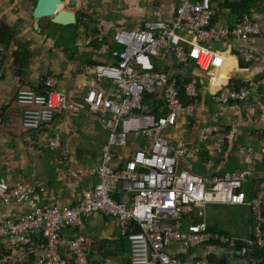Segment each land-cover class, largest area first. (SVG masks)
<instances>
[{
	"label": "crops",
	"instance_id": "obj_1",
	"mask_svg": "<svg viewBox=\"0 0 264 264\" xmlns=\"http://www.w3.org/2000/svg\"><path fill=\"white\" fill-rule=\"evenodd\" d=\"M177 4L178 0H62V8L74 13L75 25L74 9L83 10L95 22L96 28L92 26L87 31L98 32L104 40L89 44L78 42L75 25L61 27L49 23L40 28L39 20L33 17L36 0H0V26L9 28L10 34L8 42H0V180L8 186L21 184L41 190L38 199L42 205L71 206L81 191L92 187L108 129L102 117L91 112L85 102L86 89L96 86L112 92L113 85L101 78L97 70L116 63L111 55L120 50L112 41L115 30L133 29L146 20L173 22ZM236 5L213 0L215 17L211 26L229 27L237 22L241 14L234 12ZM244 15L261 23L260 35L206 46L210 54L222 59L219 67H207L209 54L186 67L173 56L154 62L158 71L174 81H196V97L191 101L194 116L178 119L165 135L171 144H184L189 150V161L182 162L180 168L204 177L222 176L237 169L259 172L264 167L258 143L264 136V0H253ZM179 35L186 41L194 40V35L186 30ZM183 46L187 49L185 43ZM242 46L251 49L257 58L246 69L234 53L235 48ZM49 77L58 78V90L78 109L56 115L38 131H25L21 127L22 107L15 101L16 91L41 90ZM250 79L259 81L261 89L246 101L226 105L213 101L223 85ZM149 105L156 113H162L160 97ZM207 125H218L220 130L200 138L201 129ZM52 136H59L61 145L49 151L45 144ZM147 149L145 138L130 135L126 145L115 151L114 163L122 166L135 151ZM59 164L64 167L62 171ZM261 186L259 178L246 182L240 191L242 199L252 200ZM26 210L25 205L0 203V223ZM262 215L264 218V205ZM205 222L212 231L230 237L231 243L193 252L191 259H206L210 264H264V249H251L245 244L253 230L248 208L210 205L205 211ZM82 230L92 264H129L128 243L120 234L116 219L97 214L84 221ZM35 250L34 246L25 251L13 239H0V264H31Z\"/></svg>",
	"mask_w": 264,
	"mask_h": 264
},
{
	"label": "built area",
	"instance_id": "obj_2",
	"mask_svg": "<svg viewBox=\"0 0 264 264\" xmlns=\"http://www.w3.org/2000/svg\"><path fill=\"white\" fill-rule=\"evenodd\" d=\"M239 4L242 0H220ZM213 0H178L173 22L146 20L133 29H117L112 41L120 50L112 51L116 63L97 70L101 78L113 86L112 92L88 86L84 100L91 112L102 117L108 129L107 143L96 170V182L81 191L71 206L42 205L32 186H8L0 180V203L25 205L27 210L16 218L0 223V239L15 240L22 250L35 252L31 264H92L87 256L84 221L97 214L116 219L120 234L129 247V264H210L206 259L193 260V252L212 246H228L231 238L214 232L205 222L210 205L240 206L249 209L253 230L245 242L251 249H264V167L233 170L222 176L204 177L181 164L189 161L184 144L173 145L165 132L178 119L195 114L191 101L196 97V81L184 85L182 100L175 81L158 71L154 62L173 56L183 66L198 63L201 52L210 55L207 67H219L222 59L210 54L206 46L221 40H245L260 35L261 23L243 15L229 27H213ZM194 35L186 41L179 32ZM187 45V49L183 44ZM244 69L257 61L251 49H234ZM58 78H45L42 89L20 88L15 101L22 107L21 127L38 131L49 125L56 115L76 111L67 95L58 90ZM255 79L245 81L236 89L223 85L213 101L219 105L244 102L260 90ZM153 95L161 98L158 114L145 102ZM218 125L204 126L200 138L219 132ZM130 135L147 140V150H137L122 166L114 163V153L123 148ZM59 136L50 137L49 151L60 147ZM264 161V136L259 138ZM194 151H197L194 149ZM260 179L261 190L250 201L240 191L250 180ZM70 231L71 235H65ZM41 245L37 248V242ZM70 256V259H69ZM183 257L185 260H180ZM9 264H21L13 261Z\"/></svg>",
	"mask_w": 264,
	"mask_h": 264
},
{
	"label": "water",
	"instance_id": "obj_3",
	"mask_svg": "<svg viewBox=\"0 0 264 264\" xmlns=\"http://www.w3.org/2000/svg\"><path fill=\"white\" fill-rule=\"evenodd\" d=\"M33 17L39 20V27L54 24L61 27L76 24L74 13L62 8V0H36ZM49 19V22H47Z\"/></svg>",
	"mask_w": 264,
	"mask_h": 264
},
{
	"label": "trees",
	"instance_id": "obj_4",
	"mask_svg": "<svg viewBox=\"0 0 264 264\" xmlns=\"http://www.w3.org/2000/svg\"><path fill=\"white\" fill-rule=\"evenodd\" d=\"M252 4H253V0H242L239 4H237L236 6H233L234 12L241 14L238 17L239 19H240V16L244 15L248 11L249 7L252 6ZM9 39H10L9 28H7L4 25L0 26V42L5 43V42H8ZM17 74L20 75L19 73H17ZM188 82H189V80H187V79H184L181 82L175 81V84H176L178 90L180 91L181 98L186 103H190V101L184 95V85ZM242 84L243 83H234V84H230L229 87H231L232 89H236ZM37 91H39V90H37ZM154 100H156V97L153 95H149L148 97H146L145 102L148 104H152ZM37 245L38 246L41 245L40 240L37 242ZM179 258L182 261L185 260L183 257H179ZM193 260H196V258H193ZM70 264H72L71 261H70Z\"/></svg>",
	"mask_w": 264,
	"mask_h": 264
},
{
	"label": "rangeland",
	"instance_id": "obj_5",
	"mask_svg": "<svg viewBox=\"0 0 264 264\" xmlns=\"http://www.w3.org/2000/svg\"><path fill=\"white\" fill-rule=\"evenodd\" d=\"M75 12V14L77 15V25H75V27H73L74 30V34L76 37H78V42L81 43V41H86L89 44H94V42H100L101 39L104 40V38H102V35H100L98 32L97 34L93 31L91 33H89L87 31L88 28H91L92 26L94 28H96V24L93 20H90L88 17H86L82 12L83 10L79 9L73 10ZM74 26V25H73ZM100 40V41H99ZM104 43L106 41H103ZM60 168L59 170L62 171L64 169L62 164H59ZM62 165V168H61ZM73 166H77V165H73ZM51 168H49L48 170H50ZM58 171V173L60 174L61 172ZM72 172H74V170H72ZM1 174V173H0ZM68 176V175H66ZM74 175L72 174V178L74 179Z\"/></svg>",
	"mask_w": 264,
	"mask_h": 264
},
{
	"label": "bare ground",
	"instance_id": "obj_6",
	"mask_svg": "<svg viewBox=\"0 0 264 264\" xmlns=\"http://www.w3.org/2000/svg\"><path fill=\"white\" fill-rule=\"evenodd\" d=\"M203 54L208 55V54L205 53V52H201L200 58H201V56H202ZM200 58H199V60H200ZM199 60H198V61H199Z\"/></svg>",
	"mask_w": 264,
	"mask_h": 264
}]
</instances>
